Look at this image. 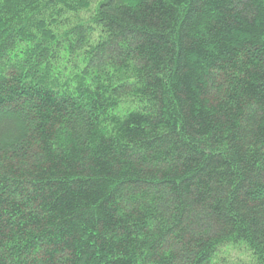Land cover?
<instances>
[{
    "label": "trees",
    "instance_id": "16d2710c",
    "mask_svg": "<svg viewBox=\"0 0 264 264\" xmlns=\"http://www.w3.org/2000/svg\"><path fill=\"white\" fill-rule=\"evenodd\" d=\"M0 264H264V0H0Z\"/></svg>",
    "mask_w": 264,
    "mask_h": 264
},
{
    "label": "rangeland",
    "instance_id": "374dc122",
    "mask_svg": "<svg viewBox=\"0 0 264 264\" xmlns=\"http://www.w3.org/2000/svg\"><path fill=\"white\" fill-rule=\"evenodd\" d=\"M80 15L82 18H88L90 16L89 12H84V11L81 12Z\"/></svg>",
    "mask_w": 264,
    "mask_h": 264
}]
</instances>
